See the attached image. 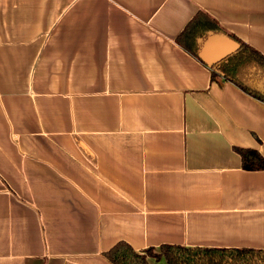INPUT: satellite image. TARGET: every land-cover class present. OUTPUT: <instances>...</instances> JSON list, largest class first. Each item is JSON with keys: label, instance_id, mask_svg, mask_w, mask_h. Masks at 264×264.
<instances>
[{"label": "crops", "instance_id": "crops-1", "mask_svg": "<svg viewBox=\"0 0 264 264\" xmlns=\"http://www.w3.org/2000/svg\"><path fill=\"white\" fill-rule=\"evenodd\" d=\"M199 10L264 54V0H0V264L264 249V100L177 42Z\"/></svg>", "mask_w": 264, "mask_h": 264}, {"label": "trees", "instance_id": "trees-1", "mask_svg": "<svg viewBox=\"0 0 264 264\" xmlns=\"http://www.w3.org/2000/svg\"><path fill=\"white\" fill-rule=\"evenodd\" d=\"M214 33H225L240 43L232 53L212 64L200 55L206 38ZM181 46L209 65L212 79L219 76L237 84L244 91L264 100V88L259 82L264 77V54L227 31L204 10H199L176 38ZM246 170H264V156L256 148L235 147ZM113 264H150L149 257L165 258L168 264H264V249L253 247H206L163 243L143 252L120 240L104 252Z\"/></svg>", "mask_w": 264, "mask_h": 264}, {"label": "water", "instance_id": "water-1", "mask_svg": "<svg viewBox=\"0 0 264 264\" xmlns=\"http://www.w3.org/2000/svg\"><path fill=\"white\" fill-rule=\"evenodd\" d=\"M225 42V45L227 47H224V49L221 51V53L218 56H213L211 54V48L216 45L218 42ZM240 43L228 36L225 33H214L209 35L206 40H204L202 49H201V57L209 64H212L214 62L219 61L223 57L227 56L228 54L232 53L235 51L237 48H239ZM259 85L264 88V77L263 79L259 82Z\"/></svg>", "mask_w": 264, "mask_h": 264}]
</instances>
